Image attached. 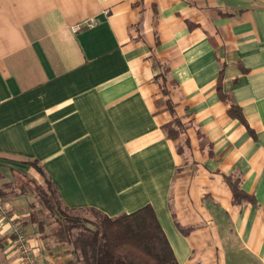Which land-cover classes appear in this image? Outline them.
<instances>
[{
  "label": "crops",
  "instance_id": "crops-1",
  "mask_svg": "<svg viewBox=\"0 0 264 264\" xmlns=\"http://www.w3.org/2000/svg\"><path fill=\"white\" fill-rule=\"evenodd\" d=\"M39 176L69 208L150 204L179 264H264V0H0V264L15 224L73 256Z\"/></svg>",
  "mask_w": 264,
  "mask_h": 264
},
{
  "label": "trees",
  "instance_id": "trees-1",
  "mask_svg": "<svg viewBox=\"0 0 264 264\" xmlns=\"http://www.w3.org/2000/svg\"><path fill=\"white\" fill-rule=\"evenodd\" d=\"M163 127L168 136L179 135L184 129L176 117ZM36 167L41 173V168ZM225 179L234 202L255 201L253 195L241 188L238 176L226 175ZM30 181L55 221L50 234L55 241L68 244L73 253L68 264H179L150 204L109 216L95 209L65 206L49 179L46 187L35 179ZM74 210H90L94 216L79 215Z\"/></svg>",
  "mask_w": 264,
  "mask_h": 264
},
{
  "label": "built area",
  "instance_id": "built-area-1",
  "mask_svg": "<svg viewBox=\"0 0 264 264\" xmlns=\"http://www.w3.org/2000/svg\"><path fill=\"white\" fill-rule=\"evenodd\" d=\"M73 27L78 28L79 25L76 24ZM13 233L15 234L13 243L19 254L20 264H43L42 260L29 243L27 236L20 230L18 224L14 225Z\"/></svg>",
  "mask_w": 264,
  "mask_h": 264
},
{
  "label": "rangeland",
  "instance_id": "rangeland-1",
  "mask_svg": "<svg viewBox=\"0 0 264 264\" xmlns=\"http://www.w3.org/2000/svg\"><path fill=\"white\" fill-rule=\"evenodd\" d=\"M39 178H41V181H43L42 182V184H43V186L44 187H46V179H44L43 177H41V176H39ZM42 179H44V180H42ZM2 188H5V189H8L9 191H10V185H3V186H1ZM26 189H30V190H32L33 192V195H34V190H33V187H31L29 184H27V188ZM35 197V196H34ZM37 201L39 202V205H40V209L42 210V215H45V218H46V220H51V218L49 217L50 216V213H49V211L44 207V205L41 203V201L39 200V199H37ZM74 213H76V214H79V215H85V216H88V217H90V218H93V216H94V214H93V212H91L90 210H74L73 211ZM50 218V219H49Z\"/></svg>",
  "mask_w": 264,
  "mask_h": 264
}]
</instances>
